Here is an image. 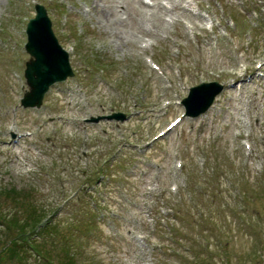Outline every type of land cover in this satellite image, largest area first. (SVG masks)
<instances>
[{"label": "rangeland", "instance_id": "rangeland-1", "mask_svg": "<svg viewBox=\"0 0 264 264\" xmlns=\"http://www.w3.org/2000/svg\"><path fill=\"white\" fill-rule=\"evenodd\" d=\"M124 1L116 23L112 0H0V249L19 237L8 218L25 217L21 199L69 236L72 264H264V0H157L166 12L151 21ZM37 3L74 75L24 108ZM203 82L224 89L183 116Z\"/></svg>", "mask_w": 264, "mask_h": 264}, {"label": "water", "instance_id": "water-1", "mask_svg": "<svg viewBox=\"0 0 264 264\" xmlns=\"http://www.w3.org/2000/svg\"><path fill=\"white\" fill-rule=\"evenodd\" d=\"M35 16L26 25L27 42L25 50L29 59L25 62L24 77L28 90L20 99L24 108L40 107L45 93L54 83L73 76L68 52L60 45L42 4H35ZM223 86L217 82L201 83L191 87L189 95L183 99L186 116L196 118L204 114L212 105ZM124 120L122 113L103 117ZM91 121H94L92 119Z\"/></svg>", "mask_w": 264, "mask_h": 264}, {"label": "trees", "instance_id": "trees-1", "mask_svg": "<svg viewBox=\"0 0 264 264\" xmlns=\"http://www.w3.org/2000/svg\"><path fill=\"white\" fill-rule=\"evenodd\" d=\"M11 190L12 191L10 192L13 193L12 197L14 199H18L17 195L19 194V192H16V189ZM18 201L21 206H24L23 211L26 215L23 218L18 217L17 214H15V216H9L8 221L17 226L19 232V235L17 236L19 237H11L7 240V243H5L1 247L0 264H28L30 262L28 252H30L31 254V251L39 258L36 264H72L71 262H69V258L74 257V253H71L69 236L65 233H62L61 236L58 235L55 226L50 225L52 219L49 217L46 221H44L46 217L40 215L42 211L38 209L33 203L31 204L30 202H26L25 204L21 199ZM94 204L95 207L98 206L97 201H95ZM93 207L92 211L95 213L96 210L93 209ZM95 215L96 214H93L92 216L90 215L88 222L95 223ZM52 222L54 221L52 220ZM29 231L33 232V235L36 234L38 236H42L44 241H46L47 243L61 244L62 252L65 255L63 257L66 260L61 259L60 256V261L59 259L58 261H56L54 257H51V252H49L50 250L47 251L45 249L37 248L36 246L38 245L31 243V241L29 242V240H26V236L29 234ZM86 234L91 235L93 234V232H87ZM20 239H23L26 245L22 244L19 241ZM66 261L69 263H66Z\"/></svg>", "mask_w": 264, "mask_h": 264}, {"label": "bare ground", "instance_id": "bare-ground-1", "mask_svg": "<svg viewBox=\"0 0 264 264\" xmlns=\"http://www.w3.org/2000/svg\"><path fill=\"white\" fill-rule=\"evenodd\" d=\"M102 1V0H101ZM114 3H116L117 7H121V14H115V19H116V23H123L124 22V17L123 15L125 14V7H124V3L125 1L123 0V2L121 3V1H116V0H112ZM139 3L144 7V9H141L142 16L147 19L148 21H151V19H158L159 16L163 17L164 16V12H166V6L163 5L160 1L153 2L152 4L149 3H144L143 0H138ZM176 1H182V0H170L171 3L177 5ZM100 15H102V11L99 12ZM164 19V18H163Z\"/></svg>", "mask_w": 264, "mask_h": 264}]
</instances>
